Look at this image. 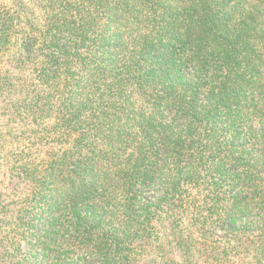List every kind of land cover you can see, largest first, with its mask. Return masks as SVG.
<instances>
[{
	"label": "trees",
	"instance_id": "trees-1",
	"mask_svg": "<svg viewBox=\"0 0 264 264\" xmlns=\"http://www.w3.org/2000/svg\"><path fill=\"white\" fill-rule=\"evenodd\" d=\"M1 72L34 165L0 229L37 221L50 262L264 264V0H0Z\"/></svg>",
	"mask_w": 264,
	"mask_h": 264
},
{
	"label": "rangeland",
	"instance_id": "rangeland-1",
	"mask_svg": "<svg viewBox=\"0 0 264 264\" xmlns=\"http://www.w3.org/2000/svg\"><path fill=\"white\" fill-rule=\"evenodd\" d=\"M20 53L17 49V46H14L12 51L9 55L5 56V59L9 56L12 57L11 61L13 60H21V57L18 55ZM11 55V56H10ZM6 68V63H3L2 68ZM29 73V70L25 69L22 74H19L17 71H14L12 75L17 76V78H21L26 76ZM2 72L0 73V75ZM5 80H3L0 84V193L3 197H0V216L5 217L7 213L4 211L2 206L6 204V197L10 198L12 194H18L20 196H25L27 188V184L22 185L10 183L9 181V173L11 169L23 167L24 170L30 169L34 164H32V158L34 153L24 152L25 145L23 146L24 138L28 139V132L27 134L21 136L20 132L23 130L31 129L32 124L29 122H25V120H16L14 122H6L7 117L3 116L5 113L6 107L8 108L9 102L7 99L8 94L5 93ZM28 83V82H23ZM30 173V172H29ZM35 174L31 173V177H34ZM33 212L37 213V208H32ZM5 228L0 229V234H8L13 235L14 232H19L22 240L21 247L14 248V251L6 250L8 255H4V250L0 249V264H43L42 260L46 262V264H99L97 261L92 260L90 256L88 259L83 257H79L76 262L70 259L72 253L65 252L64 260L61 261H52L50 262L49 259H44L40 256V248L33 247V244L36 240V237L39 234L40 224L37 221H33L31 219H20L19 217L15 218L13 224H8ZM1 239V237H0ZM200 245L194 246V249H199ZM160 249L154 248V246H150L146 249V251H151V254L148 258H141L139 264H161L160 257H155L157 252ZM166 253V258H174L178 261V253L176 248H170L168 244H164V250L160 252ZM214 257V255H213ZM197 259V264H208L214 263V259H207V257H194Z\"/></svg>",
	"mask_w": 264,
	"mask_h": 264
}]
</instances>
